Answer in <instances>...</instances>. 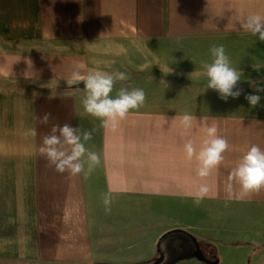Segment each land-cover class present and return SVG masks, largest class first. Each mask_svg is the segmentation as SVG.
Masks as SVG:
<instances>
[{
  "label": "crops",
  "instance_id": "1",
  "mask_svg": "<svg viewBox=\"0 0 264 264\" xmlns=\"http://www.w3.org/2000/svg\"><path fill=\"white\" fill-rule=\"evenodd\" d=\"M254 14L264 16V0H0V264L144 263L173 237L188 241L182 234L162 239L173 230L214 247L217 264H264V188L226 190L228 172L248 147L264 149V92L252 108L244 94L225 102L206 86L145 87L144 104L113 130L84 112L85 84L72 80L77 64L85 65L82 75L91 69L89 45L254 36L240 26ZM253 82L264 85V75L238 86L251 93ZM45 113L47 125L39 120ZM185 113L190 128L180 123ZM64 123L91 132L85 147L101 160L91 174L86 163L76 176L57 172L39 154L42 137ZM208 124L229 149L201 178L184 144L191 140L199 151ZM201 184L209 192L196 205ZM109 190L106 211L102 195ZM221 208L246 213L248 225L216 240L210 235L231 222L213 213Z\"/></svg>",
  "mask_w": 264,
  "mask_h": 264
},
{
  "label": "clouds",
  "instance_id": "2",
  "mask_svg": "<svg viewBox=\"0 0 264 264\" xmlns=\"http://www.w3.org/2000/svg\"><path fill=\"white\" fill-rule=\"evenodd\" d=\"M241 28L252 35L257 36L259 41H264V16L259 14L249 15L241 22ZM123 50V49H122ZM211 62L202 65L204 75L207 78L206 90L216 91L219 98L227 102L229 98L238 99L244 94L252 108L260 105L264 85L252 83L254 91L244 93L238 84L241 81V72L231 65L223 45H213L210 49ZM83 63L77 64V70L72 74V80L85 84L86 95L82 100L84 112L100 120L105 129H116L120 120L127 117L132 109L139 108L144 104L146 94L142 88L129 89L121 86L116 95L112 92L116 81L128 79L124 72L109 73L100 69H90L86 75H82L79 69H83ZM192 73L190 74L191 77ZM205 90V91H206ZM51 113H45L39 117L41 124L50 122ZM192 116L185 113L180 120L184 128L192 126ZM207 139L203 140L199 151L191 140L184 144V152L188 160L196 159L198 166L196 174L208 177L212 170L217 168L224 159V153L229 149L228 141L217 134L214 124L205 126ZM35 130L33 135H35ZM92 138L89 131L81 132L78 126L69 123L53 124L50 131L42 137L39 145V154L44 157L57 172H67L70 176H76L85 169L91 174L100 165V155L85 147L84 141ZM86 156V160L83 159ZM233 184H238L241 194H248L264 188V149L258 145H251L240 157L236 165L228 172L226 190L231 192ZM209 187L206 184L198 186L193 200L196 205L207 196ZM113 200L112 190L102 195V202L106 211L111 210Z\"/></svg>",
  "mask_w": 264,
  "mask_h": 264
},
{
  "label": "rangeland",
  "instance_id": "3",
  "mask_svg": "<svg viewBox=\"0 0 264 264\" xmlns=\"http://www.w3.org/2000/svg\"><path fill=\"white\" fill-rule=\"evenodd\" d=\"M213 45L224 46L231 65L241 72V80L258 78L264 75V41H259L257 36L202 38L177 41L161 46L145 42L130 44L99 43L98 45H89L84 49L88 53L91 69H100L109 73L120 71L127 75L128 79L126 81H116L112 92V95L115 96L121 86H126L129 89L180 85L205 87L207 78L204 75L202 65L211 62L210 49ZM229 212L226 208L213 212L216 216H222L221 223L225 222L223 217L231 218V222L219 226L223 227L224 231H216L214 235H210L212 239L218 240V234L222 233H224V238L228 235L235 237L234 233H229L231 227L238 225L244 228L248 225L243 223L242 218L243 214L246 215V213L236 212V210H230ZM247 215L252 216L257 215V213L251 211ZM233 219L235 222H232ZM249 226L250 231L254 232V224H249ZM254 236V234L248 235L249 238ZM256 236L258 235L256 234ZM242 237L236 236L240 242L243 241ZM193 238L196 239L195 236ZM186 240L188 241L182 240L178 236L173 237L170 240L171 242L166 245L168 248L163 249L162 254H164V257L160 262L156 261L161 256L159 254L149 262L128 264H211L194 255L191 250L190 254L188 247L195 250L196 244L193 243L192 239L188 238ZM198 245L206 258L211 261L215 253L214 247H207L200 241ZM238 246H241L243 251L250 247L243 244ZM243 251L241 257L248 259V251Z\"/></svg>",
  "mask_w": 264,
  "mask_h": 264
},
{
  "label": "water",
  "instance_id": "4",
  "mask_svg": "<svg viewBox=\"0 0 264 264\" xmlns=\"http://www.w3.org/2000/svg\"><path fill=\"white\" fill-rule=\"evenodd\" d=\"M193 241H194V243H196V249H195V251L194 252H192V253H194V255H197L198 257H200L201 259H203V260H205V261H207V262H210L211 264H217V261H209L206 257H205V255L201 252L202 250H201V248L199 247V245H198V240H196L195 238H193L192 239ZM160 255L161 256H159V258L156 260V261H159L160 262V260L164 257V254H162V253H160ZM157 263V262H156Z\"/></svg>",
  "mask_w": 264,
  "mask_h": 264
},
{
  "label": "trees",
  "instance_id": "5",
  "mask_svg": "<svg viewBox=\"0 0 264 264\" xmlns=\"http://www.w3.org/2000/svg\"><path fill=\"white\" fill-rule=\"evenodd\" d=\"M176 234L186 235V236H188L189 238L193 239V236H192V235L188 234L187 232H185V231H183V230H173V231H170V232L166 233V234L163 236L162 239H164L165 237L171 236V235H176ZM162 239H161V240H162ZM161 240H160V243H161ZM198 242H199V240H198ZM195 244H196V243H195ZM162 252H163V251H162L161 247H159V248H158V255H159L160 253H162Z\"/></svg>",
  "mask_w": 264,
  "mask_h": 264
}]
</instances>
